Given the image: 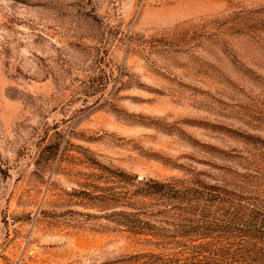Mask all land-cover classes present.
Instances as JSON below:
<instances>
[{"label":"rangeland","instance_id":"374dc122","mask_svg":"<svg viewBox=\"0 0 264 264\" xmlns=\"http://www.w3.org/2000/svg\"><path fill=\"white\" fill-rule=\"evenodd\" d=\"M261 205L264 0H0V264H264Z\"/></svg>","mask_w":264,"mask_h":264},{"label":"trees","instance_id":"16d2710c","mask_svg":"<svg viewBox=\"0 0 264 264\" xmlns=\"http://www.w3.org/2000/svg\"><path fill=\"white\" fill-rule=\"evenodd\" d=\"M130 179L129 184L133 189L130 188L128 191V202L131 206H144L147 204L153 206L162 204L164 201V205L169 209L173 208L174 210L183 211L186 207H190L188 200L196 192L195 189L193 190L195 187L184 183L181 184L176 180L162 182L153 179ZM137 197L140 199H137ZM256 209L263 210V207L261 205L250 209L248 216L245 219H240L238 222L236 219L225 221L229 227L235 226L233 234H235V241L238 246L250 247L249 242L252 241L254 245L252 252L254 255L260 254L261 249H264L262 247L264 246V210L256 211Z\"/></svg>","mask_w":264,"mask_h":264}]
</instances>
